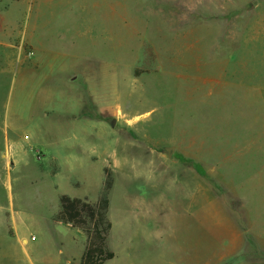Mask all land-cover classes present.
I'll return each mask as SVG.
<instances>
[{
  "label": "rangeland",
  "instance_id": "1",
  "mask_svg": "<svg viewBox=\"0 0 264 264\" xmlns=\"http://www.w3.org/2000/svg\"><path fill=\"white\" fill-rule=\"evenodd\" d=\"M108 177L104 264H264V0H0V264L4 206L80 264Z\"/></svg>",
  "mask_w": 264,
  "mask_h": 264
},
{
  "label": "trees",
  "instance_id": "2",
  "mask_svg": "<svg viewBox=\"0 0 264 264\" xmlns=\"http://www.w3.org/2000/svg\"><path fill=\"white\" fill-rule=\"evenodd\" d=\"M111 188L112 182L108 177L104 194L96 203L87 198H73L67 195L60 198V210L55 220L82 229L87 235V244L80 264H104L114 259L115 254L108 247V237L112 229L108 216V194Z\"/></svg>",
  "mask_w": 264,
  "mask_h": 264
},
{
  "label": "crops",
  "instance_id": "3",
  "mask_svg": "<svg viewBox=\"0 0 264 264\" xmlns=\"http://www.w3.org/2000/svg\"><path fill=\"white\" fill-rule=\"evenodd\" d=\"M7 146V145H6ZM5 164V163H4ZM6 170V166L4 168ZM1 219L4 222V233L10 241H15L16 245H19L30 257V262L33 264L31 253L35 255L34 264H60L59 260H55L53 254L50 253L48 248H41L35 245L28 247V239L23 235L22 229L25 227V222L18 219L16 213H11V210L6 206L3 207L1 213ZM21 220V224L18 225V221ZM11 261V260H10ZM81 262V261H80Z\"/></svg>",
  "mask_w": 264,
  "mask_h": 264
},
{
  "label": "water",
  "instance_id": "4",
  "mask_svg": "<svg viewBox=\"0 0 264 264\" xmlns=\"http://www.w3.org/2000/svg\"><path fill=\"white\" fill-rule=\"evenodd\" d=\"M111 125H112V126H114V125H115V121H114V120L111 122Z\"/></svg>",
  "mask_w": 264,
  "mask_h": 264
}]
</instances>
